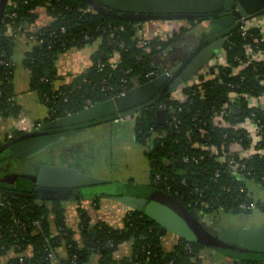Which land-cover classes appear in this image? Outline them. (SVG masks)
<instances>
[{
	"label": "trees",
	"instance_id": "16d2710c",
	"mask_svg": "<svg viewBox=\"0 0 264 264\" xmlns=\"http://www.w3.org/2000/svg\"><path fill=\"white\" fill-rule=\"evenodd\" d=\"M15 1L16 7L6 6L4 23L0 29L2 118H17L21 113L13 83L15 64L12 56L15 36L5 34L6 24L14 21L13 25L17 28L35 22L37 13L34 10L38 7H45L55 20L38 29L37 34L39 38L44 39V43L33 46L26 53L23 64L30 73V91L36 92L40 101L49 109L48 121L76 114L84 110L88 103L114 99L122 90L127 93L137 86L150 83L153 78L147 77V73H160V65L154 59L170 41L153 39L148 44L150 50L145 51L140 43L146 38H140L138 35L139 25L145 20L106 15L94 9L91 0ZM188 19L195 22L201 18ZM254 31L259 34L260 30ZM258 38L259 36L244 38L236 24L230 30L225 43L228 61L234 65V56L244 54L246 43L264 48V43L261 44ZM99 39V46L92 55V65L84 72L73 75L69 83L66 82V77L58 72V56L72 47L82 48ZM210 42L212 40H206L204 46ZM232 42H235V45H232ZM115 53L120 55V59L113 66L110 59ZM177 76L178 73H175L148 102L70 127L81 128L135 113V134L138 140L148 145L146 142L152 139L148 145L151 182L136 190L135 194L159 199L172 206L186 216L194 227V224H198L195 219H198L200 212L211 215L217 210L229 209L235 213L250 214L252 209L243 210L240 204L245 202L258 206L253 201L248 182L252 180L264 188L263 156L253 155L244 159L246 169L240 172V176L228 164L219 163L214 156L208 154L198 165L184 162L183 158L203 153L201 149L193 146L196 141L200 144L220 146L224 142L230 143L232 140L243 138L242 145L249 144L244 138L243 130L222 129L213 118L219 114L224 98H227L230 91L254 97L264 94V63L250 64L238 75H232L231 69L226 66L221 67L217 78L186 88L188 97L185 101L172 99L171 94L167 93L172 80ZM220 79L222 82H219ZM237 102L239 111L226 116L225 119L233 124L251 117L259 122L264 131V106H250L248 99L242 96ZM161 104L166 107L164 124H160L157 118ZM180 107L182 108L178 111ZM174 115L176 120L172 118ZM39 126L26 132L15 130L11 133L12 138L6 136L9 142L5 143V139H0V148L3 145L8 147L16 141L44 135L46 131H41ZM151 128L165 132V135L162 138H151ZM157 176L159 179H156ZM25 185L26 189H12L0 184V190H15L28 194L19 196L0 192V197L8 199L11 203L0 206V256L10 249L20 253L7 264H53L52 255L54 256L56 249L62 245L67 248L68 255L58 264H85L93 254L100 256L101 264H200L201 252L210 249L202 243L180 238L172 251L164 250L158 224L144 213L135 210L126 214L121 228H114L105 221L92 225L88 213L80 210L84 240L79 244L66 224L62 203L58 200L50 203L48 200L32 197L30 195L34 194V186L30 183ZM98 187H92L96 188L93 193L96 201L101 198ZM142 189H148L149 193H140ZM178 205H182L185 210L179 209ZM50 216L54 218L56 233L52 230ZM126 241H132V255L118 262L114 254ZM27 248H32V253L24 255ZM221 250L233 259L232 264L264 263L258 261L256 255H249L248 251L255 250L227 243H223Z\"/></svg>",
	"mask_w": 264,
	"mask_h": 264
},
{
	"label": "crops",
	"instance_id": "0c3cea01",
	"mask_svg": "<svg viewBox=\"0 0 264 264\" xmlns=\"http://www.w3.org/2000/svg\"><path fill=\"white\" fill-rule=\"evenodd\" d=\"M177 2V0H168L165 8L170 9ZM34 12L37 13V18L33 22L34 24L28 23L25 27L29 25L31 29L38 30L54 21L45 7H38ZM252 24L264 25V20L257 18L251 21ZM139 26L138 35L140 38L150 40L157 38L162 39L164 42L170 41L163 48L160 55L154 59L158 65L167 66L166 68L171 66L173 68L180 64L182 66L189 56H192L190 57L192 64L189 62L185 66L187 68H191L195 62H202L200 70L188 80L189 84L197 82V76L200 71L206 72L208 80L215 79L219 76V69L228 64V52L224 44L225 39L222 36L219 37V35L209 39L205 38L204 31H206V27H202L197 21L191 22L189 19L184 18L161 19L145 21ZM207 39L212 40V44H210L211 46L204 47ZM98 46L99 42L95 41L82 48L72 47L70 50L62 53L57 59L59 74L66 77L68 81H71L73 75L84 72L92 65V55ZM208 48L211 50H208ZM30 50L31 43L28 39V34L23 31L18 32L15 35L12 58L15 64L13 83L17 93V102L21 106V113L17 118H2L0 116V139H4L7 135H12L11 133L15 130L30 131L37 125L45 122L49 116L48 107L40 101L36 92L29 89L30 73L24 67L23 60L26 53ZM187 50L189 52L185 53ZM119 59L120 55L115 53L112 60H116L118 63ZM256 59L261 60L263 57L262 55H257ZM171 97L178 101H185L188 97L185 93V87L172 93ZM235 104L237 105V102ZM249 104L254 107H263L264 94L250 98ZM132 114L122 116L123 118H120L118 121L113 119L85 125L81 127L79 132H72L60 138L61 143L59 142L60 145L57 152L59 151L63 155V160L51 161V164L60 163L76 167L88 174L110 180L113 182V186H115L116 182H121L123 190H117V193H110L112 195L119 193L135 194L136 190L151 182V166L148 156L149 148L138 140L134 127L136 115L135 113ZM245 127L252 131L253 139L252 142L248 141L249 144L247 146H240V151L247 156L256 153V150L260 149L264 154V147L259 146L257 143L259 137L256 134V126L247 123ZM42 142H38L32 148L41 146ZM45 144L44 149L51 147V144L53 146L55 143L48 142ZM35 169L37 173L38 167ZM26 178V174H20L18 171H13L9 168L5 169L4 165H0V184L12 189H26ZM248 186L253 201L259 206L253 208L250 214L225 212L223 210L217 215H206L203 219L210 222V224L234 227L253 226L264 223V188L252 180L248 182ZM92 190L93 193L96 192V188H92ZM98 190V193H106L105 190H100V188H97ZM62 205L65 209L66 224L73 231V238L79 244L84 240L80 225V210H85L88 213L92 225L98 221H105L114 228L123 227L126 214L131 211L128 206L110 197H101L98 201H96L95 197L79 201L65 200L62 202ZM50 220L52 230L56 233L57 228L53 216H50ZM179 239L180 237L177 234L168 231L161 236V246L166 251H172ZM31 253L32 248H27L23 254L29 255ZM19 255L20 253H17L14 249H10L0 256V264H7L11 259ZM67 255V248L64 245L60 246L52 257L53 264H58L62 259H66ZM131 255L132 241H126L120 245L114 257L119 262L125 258H130ZM200 256L202 258L200 264H232L233 261L232 258L222 253V250L216 252L212 249H204ZM256 257L258 261H264V254L256 255ZM85 264H101L100 256L93 254Z\"/></svg>",
	"mask_w": 264,
	"mask_h": 264
},
{
	"label": "water",
	"instance_id": "95a60500",
	"mask_svg": "<svg viewBox=\"0 0 264 264\" xmlns=\"http://www.w3.org/2000/svg\"><path fill=\"white\" fill-rule=\"evenodd\" d=\"M7 1L0 0V29L4 23ZM167 1L91 0L94 9L116 18L152 21L199 17L201 21H204L203 24L206 21L212 27L207 33V37L223 31V28L226 29L235 25L242 19L249 21L264 16V0H177V4L170 9L165 8ZM228 9H233L230 12V17L219 19L218 17L222 15H228ZM227 19H230V22L225 25L224 20ZM220 24L224 26L219 28ZM189 62L192 64L191 58L183 62L182 66L180 64L171 69V76H174L175 73H178V76L172 80L167 91L168 94L179 90L200 70L202 62H195L193 66L191 65V68L185 67ZM164 69V66H160V75L146 85L137 86L123 96L97 103L76 114H70L66 117L45 123L40 127V130L71 126L101 119L133 108L143 102H148L171 79L170 76L164 74ZM236 109H238V106H236ZM157 118L160 124H164L166 121L165 110L160 109L157 112ZM38 142V139H30L11 145L10 149L16 151L23 147H34ZM6 147V145H3L0 151ZM31 181L37 189L30 196L38 199L58 201H79L85 198H93L92 187L103 186L111 182L110 180L88 174L76 167L60 164H42L38 167L37 173H33ZM0 192L19 196L28 195L15 190L8 191L1 189ZM101 197H110L128 206L131 210L144 213L158 224L161 234H166L168 231H171L180 238L191 242L202 243L216 252H220L223 243L264 252V223L241 227L210 224V222L203 219L205 216L201 217L203 213L201 215L199 213L198 219H195L198 224H194L196 225L194 227L189 223L186 216L159 199L124 193L113 195L110 193H101ZM224 210L225 212H229V209ZM215 214L217 215V213L213 215ZM219 244L221 245L219 246Z\"/></svg>",
	"mask_w": 264,
	"mask_h": 264
},
{
	"label": "built area",
	"instance_id": "2783aa9c",
	"mask_svg": "<svg viewBox=\"0 0 264 264\" xmlns=\"http://www.w3.org/2000/svg\"><path fill=\"white\" fill-rule=\"evenodd\" d=\"M9 5L13 6V7H16L17 6V3L15 0H9ZM54 20L55 18L52 17ZM254 19H257V18H254ZM254 19H251L249 21H246L244 19L238 21V29H239V33L244 37V38H248V37H253V36H259V41L261 44L264 43V25L262 24H252L251 25V21L254 20ZM259 20H264V16L262 17H259ZM13 24H15L14 21H12V23H7L6 24V30H5V34L6 35H16L18 32L20 31H23V32H26L28 34V39L31 43V49L33 46H36V45H41L44 43V39L42 38H39L38 34H37V29H31L29 27V25L27 27H24V26H19V27H15ZM34 24V23H32ZM255 29H258L260 30L259 31V34H257L254 30ZM113 36V34H112ZM100 39L97 40V42L100 43ZM152 41L150 39H146V40H142V42L140 43L141 46H143V49L145 51H149L150 50V47H148L149 45V42ZM232 45H235V42H232ZM257 55H262L263 59L261 60H258L256 59V56ZM113 58V57H112ZM112 58L110 59L111 61V64L113 66H115L117 64V61L116 60H112ZM233 61H234V65L232 63H230L228 61V64L226 65V67L230 68L231 69V74L232 75H238L240 74V72L242 70H244L245 68H247L250 64H255L256 63H264V48L263 47H257L256 45L254 44H251V43H246L244 45V54L243 55H239V54H236L233 58ZM103 66V64H101ZM172 68H165L164 69V74H166L167 76H171V71ZM160 73H156L155 71H151L149 73H147V77H150V78H156L157 76H159ZM218 77V76H217ZM216 77V78H217ZM220 78V77H219ZM152 79V80H153ZM207 76H206V72H202L200 71V73L198 74L197 76V82L195 83H192V84H189V82L185 83V85L181 88H188V87H191V86H194L195 84H199V83H202L203 81H207ZM66 82H70L66 79ZM219 82H222V79L219 80ZM263 82V81H262ZM180 88V89H181ZM126 94V91L122 90L117 96V97H120V96H123ZM245 97L248 99V101H250V98H254V96H251L249 94H239L237 92H234V91H230L228 93V96L227 98L225 99L224 98V103L222 104L221 106V109L219 111V114L217 116H214L213 120L214 122L217 124L218 127L222 128V129H227V128H234L236 130H243L244 132V138L248 141H251L252 142V131H250L249 129H247L245 127V125L247 123H251L253 125L256 126V134L257 136L259 137V140H258V145L259 146H262L264 144V138H263V129L262 127L260 126L259 122L253 118H246L243 122H235V123H231V121H229L228 119H225L226 116H229V115H233V113H237L240 109L239 107V104H235V102H237V100L240 98V97ZM176 100V99H175ZM238 103V102H237ZM97 103H88L86 106H85V109L86 108H89L90 106H93ZM236 106H238V110L236 109ZM161 109L163 110H166V107L165 105L161 104L160 105ZM254 107V106H253ZM182 107H180L178 109L181 110ZM173 110V109H172ZM173 114H175V110H173L172 112ZM120 118H123V117H118V118H115V120H119ZM174 120H176V116L174 115L172 117ZM136 126L135 124V120H134V127ZM149 133L152 135L151 138H162L164 135H165V132H158L156 131L154 128H151L149 129ZM11 136V135H10ZM242 139L243 138H239V139H236V140H232V142L230 143H222L220 146H215L213 144H200L198 141L194 142V147L195 148H199L203 151L202 154H199V155H194V156H185L183 158V161L184 162H189V164L191 165H198V164H201L202 160L205 159L206 155H211V156H214L216 158V160L219 162V163H225V164H228L232 170L238 174V176H240V172L245 170L246 169V165L244 163V159L246 158H249L253 155H259V156H263L264 157V154L260 151V149L256 150V153L254 154H249V155H245V153H242L241 148L240 146H243L242 145ZM152 140V139H151ZM151 140L149 139L148 142V145L150 144ZM147 145V146H148ZM156 179H159V176H157ZM10 201L6 198H1L0 197V206H7V205H10ZM208 206V205H206ZM240 207L243 209V210H246V209H253L256 207V205L254 204H251V203H241L240 204ZM53 257V255H52ZM21 261L23 260V258L21 257L20 259Z\"/></svg>",
	"mask_w": 264,
	"mask_h": 264
},
{
	"label": "flooded vegetation",
	"instance_id": "af4514ba",
	"mask_svg": "<svg viewBox=\"0 0 264 264\" xmlns=\"http://www.w3.org/2000/svg\"><path fill=\"white\" fill-rule=\"evenodd\" d=\"M9 5V0L7 1V6ZM6 9V8H5ZM6 11V10H5ZM233 9H228V12L227 13L228 15H222L220 17H218L219 19H222L224 17L228 18L230 17V12H232ZM5 15V13H4ZM198 22V24H200L202 27H206V31L204 36L205 38L207 37V33L210 31V29L212 28L209 23L207 24L206 21H205V24H203L204 21H201V20H195ZM230 22V19L228 20H224V24L226 25L227 23ZM238 24V23H236ZM235 24V25H236ZM235 25H232L231 27L229 28H226L224 29L223 28V31L215 34V35H212L210 37H207L208 39L211 38V37H216L217 35L222 36L224 40V44L226 43L227 39L229 38V34H230V30L235 26ZM224 25L220 24L219 25V28H222ZM207 39V40H208ZM215 41V40H214ZM210 44H212V42H210L209 44L205 45L204 47L206 46H209ZM190 45V44H189ZM203 47V48H204ZM189 50H187L185 53H188ZM189 56V54H188ZM190 58V56H189ZM188 58V59H189ZM187 59V60H188ZM59 119V118H58ZM57 120V119H55ZM51 121H54L53 120H46L45 122L41 123L39 127H41L43 124L45 123H48V122H51ZM110 121V120H108ZM66 129V130H64ZM81 128H71L70 126H64V127H58V128H53V129H47V130H43V131H46V133L42 136H37V137H33V138H29V139H24L22 141H16L14 143H10L8 145V147L2 152L0 153V165H4L5 166V169L9 168L13 171H17V168L21 167L22 171L21 172H18L20 174H26V182L25 181V184H29L30 185H33L31 178H32V175L33 173H36V167H39L41 166L42 164H45V163H49L51 164V161H55L56 160H63V155H61V153L58 151L57 152V149L59 147V142L61 143V140L60 138L62 137H65L67 134L69 133H74V132H79ZM13 135H8L7 137L8 138H12ZM41 138V139H40ZM6 140V137L4 138ZM2 139V140H4ZM30 139H38L39 142H42V145L41 146H38L36 148H21V149H18L16 151H12L10 149V146L11 145H14V144H17V143H21V142H24L26 140H30ZM9 142V140H6L5 143ZM50 143V142H53L55 143L53 146L51 144V147H47L44 149L45 147V143ZM53 147H55V149H53ZM57 147V148H56ZM57 164V163H56ZM60 164V163H59ZM62 165V164H60ZM30 179V180H29ZM36 190L37 188L34 187ZM45 200H48L50 203H52L53 201L55 200H49V199H45ZM65 201V200H64ZM64 201H60L61 203L64 202ZM223 211V209H220V210H217L215 211V213H219ZM214 214V213H212Z\"/></svg>",
	"mask_w": 264,
	"mask_h": 264
},
{
	"label": "rangeland",
	"instance_id": "374dc122",
	"mask_svg": "<svg viewBox=\"0 0 264 264\" xmlns=\"http://www.w3.org/2000/svg\"><path fill=\"white\" fill-rule=\"evenodd\" d=\"M70 50V49H69ZM61 55V54H60ZM59 55V56H60ZM58 56V57H59ZM175 93V92H174ZM17 171L18 172H21L22 171V169H21V167H19V168H17ZM121 183V182H120ZM119 182H116L115 183V186H113V182H110V183H108V184H106V185H104V186H99L98 188H100V190H105L106 191V193H117V190H123V186H122V184H120ZM121 192V191H120ZM140 193H144V194H148L149 193V190L148 189H142V190H140ZM173 203H174V201H172ZM178 208L179 209H181V210H185V208L182 206V205H178ZM200 213H203V212H200ZM219 213H221V212H219ZM218 214V213H217ZM223 214V213H222ZM203 215L204 216H206L204 213H203ZM221 244H219V246H220ZM248 253H249V255L251 254V255H260V254H264V252H256V251H248Z\"/></svg>",
	"mask_w": 264,
	"mask_h": 264
}]
</instances>
